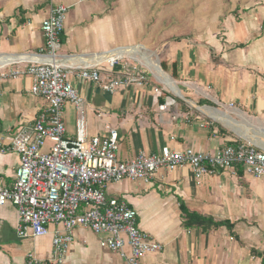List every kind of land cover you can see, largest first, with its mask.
<instances>
[{"label": "crops", "instance_id": "obj_1", "mask_svg": "<svg viewBox=\"0 0 264 264\" xmlns=\"http://www.w3.org/2000/svg\"><path fill=\"white\" fill-rule=\"evenodd\" d=\"M57 3L70 6L58 50L61 63L98 65L102 78L115 77L124 75L123 62H140L142 52V59L157 56L160 65L166 63V70L160 68L181 92L172 93L163 83L166 95L158 96L147 75L142 86L109 93L73 75L84 98L88 137L114 128L121 160L140 151L215 152L238 143L264 151V0H0V72L45 60L38 55L45 46L41 23ZM115 54L122 58L109 69ZM31 85L28 75L0 78L5 145L45 109L46 101L30 93ZM163 103L167 109L160 108ZM80 115L73 104H65L67 137L75 135ZM18 165L15 151H0V176L7 183ZM106 193L126 200L137 212L138 227L163 245L143 264H261L252 250L264 251V177L237 167L236 174L218 171L197 182L185 165L159 171L150 182H110ZM184 210L229 221L238 238L225 226L185 227ZM17 222L15 206L1 205L0 264H25L28 255L35 264H49L52 232L63 231L62 226L51 224L45 236L20 238ZM72 233L62 264H126L117 252L102 248L90 229L76 227Z\"/></svg>", "mask_w": 264, "mask_h": 264}, {"label": "built area", "instance_id": "obj_2", "mask_svg": "<svg viewBox=\"0 0 264 264\" xmlns=\"http://www.w3.org/2000/svg\"><path fill=\"white\" fill-rule=\"evenodd\" d=\"M69 8L64 3L51 6L41 23L45 46L38 55L44 61H31L0 72V78L30 76V93L46 101L45 109L31 126L17 131L7 145L0 141L1 152L15 151L19 155L14 179L7 183L0 176V206L7 202L15 206L18 219L15 230L20 238L45 236L51 233V224L62 226L63 231L52 232L49 264L63 263L76 227L97 234L100 246L117 252L126 264H143L148 254L161 251L163 245L138 227L137 212L126 200L107 196L108 183L123 179L150 182L159 171L171 172L185 165L191 168L197 182L218 171L236 174L237 167L255 177H264V151L238 143L215 152L192 148L140 151L129 160H121L114 128L101 136L88 137L82 116L84 98L71 76L99 84L109 93L120 87L142 86L148 76L141 62L131 65L123 62L124 75L105 78L98 65L61 63L58 50ZM121 58L119 54L112 56L108 68L112 69ZM154 92L164 95L157 87ZM66 103L73 104L81 114L73 137L66 136ZM160 108L167 109V103ZM36 262V258L28 255L25 264Z\"/></svg>", "mask_w": 264, "mask_h": 264}, {"label": "trees", "instance_id": "obj_3", "mask_svg": "<svg viewBox=\"0 0 264 264\" xmlns=\"http://www.w3.org/2000/svg\"><path fill=\"white\" fill-rule=\"evenodd\" d=\"M161 66L164 70L167 69L166 63L163 61L161 62ZM172 75L174 77L176 75V70L174 66L172 69ZM184 211H185V216L183 219V225L185 227L187 228L195 227V228H200L202 231H209L212 228H217L219 226H225L233 237L238 238V236L233 231V227H234L233 224L230 223L229 221L227 220L216 221L212 217L199 215L197 213L189 212L187 210H184ZM252 253L255 256L261 257V264H264V251L257 252V251L252 250Z\"/></svg>", "mask_w": 264, "mask_h": 264}, {"label": "bare ground", "instance_id": "obj_4", "mask_svg": "<svg viewBox=\"0 0 264 264\" xmlns=\"http://www.w3.org/2000/svg\"><path fill=\"white\" fill-rule=\"evenodd\" d=\"M132 51H136V50H131V52ZM129 53L130 51L127 52V54ZM142 60L145 62L146 65H148L151 68V70L154 71L156 77L161 82H163L167 87H169L172 92L178 95L181 94L180 90L177 88V85H176L177 83H175V81L160 68V65L158 64V62H156L155 60H152L149 57H145Z\"/></svg>", "mask_w": 264, "mask_h": 264}, {"label": "rangeland", "instance_id": "obj_5", "mask_svg": "<svg viewBox=\"0 0 264 264\" xmlns=\"http://www.w3.org/2000/svg\"><path fill=\"white\" fill-rule=\"evenodd\" d=\"M140 56H138V60L142 63V66H141V68L143 69V70H145V73L149 76V78L153 81V86L154 87H157V88H159L163 93H164V95H166L165 94V90L163 89V86H164V84H163V82H161L159 79H157L156 77H153V73H154V71L153 70H151V68L148 66V65H146L145 64V62L142 60V56H145V54L144 53H140L139 54ZM151 58H152V60H155L156 62H158L159 63V65H160V60H159V58L157 57V56H151ZM134 59V58H133ZM127 60H129V61H132V60H130V59H127ZM135 60V59H134ZM138 61H136V63H137ZM134 64H135V61L133 62ZM160 67H161V65H160ZM162 68V67H161ZM149 79V80H150ZM169 90H170V88H169ZM171 91V90H170ZM172 92V91H171ZM173 93V92H172ZM175 95V94H174Z\"/></svg>", "mask_w": 264, "mask_h": 264}]
</instances>
